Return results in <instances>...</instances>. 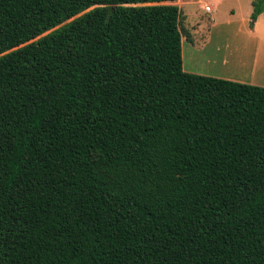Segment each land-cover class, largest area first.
<instances>
[{"label": "trees", "instance_id": "obj_1", "mask_svg": "<svg viewBox=\"0 0 264 264\" xmlns=\"http://www.w3.org/2000/svg\"><path fill=\"white\" fill-rule=\"evenodd\" d=\"M173 1L0 0V264H264V87Z\"/></svg>", "mask_w": 264, "mask_h": 264}, {"label": "crops", "instance_id": "obj_2", "mask_svg": "<svg viewBox=\"0 0 264 264\" xmlns=\"http://www.w3.org/2000/svg\"><path fill=\"white\" fill-rule=\"evenodd\" d=\"M231 1L233 5L226 13L228 18L225 22L233 28L230 39L211 40L208 23L202 24L201 12H213V7L209 12L205 11L204 6L207 4H201V0L197 1L198 11L189 12L192 20L184 18V34L188 35L186 39H189L190 45L186 54L187 61L184 50L182 52V67L190 73L264 87V11L251 21V0H247V4L242 2L244 0ZM213 19L211 16L210 20ZM216 24L214 22L212 26ZM203 26L208 29V33L205 34ZM195 34L198 36L194 40Z\"/></svg>", "mask_w": 264, "mask_h": 264}, {"label": "rangeland", "instance_id": "obj_3", "mask_svg": "<svg viewBox=\"0 0 264 264\" xmlns=\"http://www.w3.org/2000/svg\"><path fill=\"white\" fill-rule=\"evenodd\" d=\"M177 1L178 2L175 4L181 10V25H182V29L185 30V28L183 27L184 18H186L187 21L192 20L191 19L192 17H190L189 12L198 11V3H197L198 0H177ZM242 2L247 4V0H244ZM201 4H207L210 7H213V12H209V13H204L203 11L201 12L202 24L208 23V27L211 32V33L209 32L211 35V40L215 41L225 38L230 39L233 36V32H232L233 28L230 27L229 25H226L225 22L228 18L226 16V13L228 9L232 7L233 2L231 0H201ZM211 16H213L214 18L213 21L210 20ZM234 19L232 20L234 21ZM214 22H216L217 24L216 26L213 27L212 23ZM207 31L208 29L205 28V34L208 33ZM183 33H185V31ZM186 36L188 35L182 34L181 37V48H182V52L184 50L185 61H187L186 54L188 52V47L190 45V41L189 39L188 40L186 39L187 38ZM197 36H198L197 34L193 36L194 40L197 38ZM205 50L202 51L203 54Z\"/></svg>", "mask_w": 264, "mask_h": 264}, {"label": "built area", "instance_id": "obj_4", "mask_svg": "<svg viewBox=\"0 0 264 264\" xmlns=\"http://www.w3.org/2000/svg\"><path fill=\"white\" fill-rule=\"evenodd\" d=\"M204 10L209 12L211 10V7L209 5H205Z\"/></svg>", "mask_w": 264, "mask_h": 264}]
</instances>
